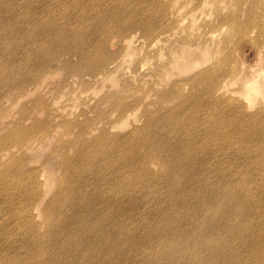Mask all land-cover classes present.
<instances>
[{"label": "rangeland", "instance_id": "rangeland-1", "mask_svg": "<svg viewBox=\"0 0 264 264\" xmlns=\"http://www.w3.org/2000/svg\"><path fill=\"white\" fill-rule=\"evenodd\" d=\"M22 1L27 8L37 6L43 11L39 16L43 13L46 26L52 21L54 29H74L72 36L85 38L87 51L92 46L101 48L105 64L92 69L81 62L79 53H69L64 45L54 44L66 53L45 65L44 78L21 82L17 75L15 87L0 85V264H148L156 246L173 240L150 236L153 227L163 228L171 221L150 218V228L144 221L143 214L152 211L151 198L158 190L152 173L139 174L143 181L150 180L152 194L144 197V188L139 185L118 194L122 179L114 177V167L104 165L94 173L105 181L98 194L97 181L84 184L77 176L88 164L69 166L66 154L76 155L82 148L80 141L87 144L86 151L99 152L102 139L119 142V138L134 134L132 155L137 158L150 153L148 143L159 145L169 139L170 145L182 146L193 138L188 146L192 157L208 164L224 160L230 151L220 145V131L204 130L212 122L203 105L206 89L190 80L192 73L207 65L192 62L200 59L205 47L214 46L207 53L209 65L226 58L211 71L212 76L227 75L225 91L219 98H233L236 106L248 112L264 106L263 94L246 89L257 74V80L264 82V36L254 27L244 38L237 36L229 19L236 10H246L252 4L259 12L264 11V0ZM112 12L116 20H111ZM246 18L245 13L242 19ZM140 20L148 21L153 30L149 35H144V27L137 22ZM211 29H215V38L210 35ZM134 37L130 45H123ZM218 43L222 45L220 51ZM179 61L188 62L191 69L181 72ZM245 77L250 80L245 82ZM218 106L224 113L226 104ZM199 108L202 110L197 112ZM195 116L199 123L191 133L184 122ZM227 125L220 126L224 133ZM236 140L251 152L258 148L259 155L252 154V159L245 161L239 154H231L230 162L216 167L224 180L213 177L204 163V171L193 178L207 173L215 182L211 188H218L222 181L226 198L227 190L233 189L243 201L254 194L250 191L254 180L264 185V174L260 175L256 167L264 154V140L259 143L253 133L228 136V141ZM177 158L166 151L152 161V167L171 169ZM11 170L12 184L7 192L1 172ZM240 170L249 172L231 179L226 175ZM43 183L48 186L46 193ZM245 184L250 189L243 190ZM189 186L201 187L199 182H189ZM66 189L81 203L68 200ZM35 195H45L39 198L40 206H36L39 202L34 201ZM213 196L214 201L223 199L221 190ZM260 197L264 201L263 194ZM6 198L12 200L10 206L5 205ZM54 199L59 206L42 216L44 204ZM167 211L160 216L168 217ZM210 211L215 213L216 206ZM196 223L206 227L203 219ZM187 224L182 223L179 230ZM50 230L60 237L53 235V240L44 241L42 236Z\"/></svg>", "mask_w": 264, "mask_h": 264}, {"label": "bare ground", "instance_id": "bare-ground-1", "mask_svg": "<svg viewBox=\"0 0 264 264\" xmlns=\"http://www.w3.org/2000/svg\"><path fill=\"white\" fill-rule=\"evenodd\" d=\"M120 1L123 2V0ZM25 2L22 0H0V85L7 84L9 87H15L17 85L15 82L17 75L20 77L21 82L37 81L44 78L45 65L50 63V61H56L63 53H66L54 48V44L64 45V49L69 53H79L81 62L91 65L92 69L104 67L105 62L101 48L91 45L92 48L87 51L85 38L76 39L72 36L75 33L74 29H71V31L68 28L54 29L52 21H49L46 26L43 13L39 16L42 10L37 6L34 9L27 8ZM245 13L247 18L242 19V15ZM115 14V12H112L110 15L111 20H116L114 19ZM229 19L237 36L244 38L250 27L259 29L260 34L264 36V11L259 12L256 10L254 4L246 10H236L230 15ZM137 22H140L139 25L144 27V35H149L153 31L150 25L147 24L148 21L140 20ZM211 30L210 35L215 38V29ZM36 39H40V41L36 43ZM134 41L135 37L126 39L123 45L126 43L130 45ZM216 46L217 50L220 51L219 47L222 45L218 43ZM213 48L214 46L205 47L200 52V59L192 63L201 61L205 62L207 66L192 73L190 76L192 84L204 86L206 89L204 92L206 102L203 105L207 106L204 107L209 116H211L212 122L204 130L207 129L205 133L220 131L218 133L220 145L229 150L230 155L237 153L240 158L250 161L253 155H259L258 148H253L251 152L248 148L242 147L237 140L228 141V136L233 137L236 134L253 133L259 143L264 140V134L260 135L258 133L259 131L264 133V106L261 105L254 111L248 112L238 104L236 106L233 98L226 100L219 98V94L225 91L223 83L227 75L218 73L212 76L211 71L213 67L223 63L226 58L215 60L209 65L211 59L207 53ZM112 62L113 60L110 64ZM187 63H183V61L177 63L181 72H188L191 69L189 65H186ZM257 79L258 74L254 76L253 83H247L246 89L264 96V82ZM249 80L250 77L244 78L245 82ZM159 97L164 99L161 95ZM222 103L226 104L224 113L218 106ZM201 110L199 108L197 112ZM224 116L228 119L226 120ZM198 123V119L195 116L191 120L185 121L184 127L189 132L194 133ZM226 123H228L227 133H224L220 126ZM164 127L168 128L171 126ZM130 135L134 136V134ZM132 137H122L119 138L122 139L119 142L112 141L111 143L106 141V138L102 139L101 151L99 152H96V150L86 151L87 144L84 141H80L79 145L82 148L74 156L66 154V162L69 166L73 163L71 166H77L78 164L79 167L82 162L88 164L87 167L80 168L77 176L83 180L84 184L97 181L98 194L100 189H104L103 184L105 181L100 178L101 176L98 177L94 173L95 169L97 171L102 170L104 165L106 167H114V177L119 176L122 179L123 185L116 190L118 194H124L127 190L134 189L138 185L144 188L141 189L144 197L152 194L153 190L148 189L150 180L143 181L139 177L140 172L152 173V178L157 181L158 190L151 198L152 211L143 214L144 221L149 228L153 224V222L149 221L150 218L161 217L159 220L171 221L170 224L163 228L153 227L150 236L162 235L173 240L156 246L152 258H149L151 262L148 264H187L188 261L190 264H264V201L260 199L262 198L260 197L261 194L264 196V185L258 184L257 179L254 180L250 190L254 194L250 195L246 200L240 201L238 193H235L233 189L227 190L226 198L224 194L225 185H223L222 181H219L220 185L218 188H211L215 182L211 181L209 175L206 176L207 173L197 178L193 177L204 171V163L208 165L213 177L217 180H224V174L222 176L216 167H222L223 164L230 162V155L224 160L210 161V164L206 161L202 163V161L192 157L188 148L194 141L192 138L182 146L177 143L170 145L169 139L161 140L159 145L157 142L153 145L148 143L150 153L141 156L142 158H137L132 155ZM140 137L142 136L140 135ZM19 139L21 138H16V140ZM166 151L178 157L172 161L174 166L165 171L154 169L152 161L163 156ZM100 152L105 154L100 155ZM106 153H111V156H106ZM256 167L261 171L260 175H263L264 154H261L256 161ZM11 171L1 172L7 192H9L8 189L11 188L12 184L11 174H13V170ZM246 172L249 171H230L226 175L231 179ZM71 174L76 173L72 172ZM189 182H199L201 187L189 186ZM43 185L46 193L48 186L45 183ZM64 189L61 188V190ZM242 189L248 190L250 187L245 184ZM217 190H221L223 199L220 200L221 198H218L214 201L213 194ZM235 190L239 191L237 187H235ZM109 192H112V190L109 189ZM41 196L43 199L45 198V195H35L34 201L39 202L36 203V206H40L41 201L39 198ZM65 197L71 200L72 203H81V199L75 198L67 189L65 190ZM55 199L53 202L48 201V203L44 204L42 216L48 215L51 210L59 206ZM4 203L6 206H10L12 200L6 198ZM81 206L83 207L84 204H81ZM212 206H216L217 213L210 211ZM164 211L170 214L166 218L163 217L164 215L160 216ZM29 213L34 215L32 210H29ZM180 213L184 214V216L180 215ZM200 219L204 220L206 227L196 223ZM186 221L188 224L179 230V226ZM49 222L51 223L52 221ZM112 222L114 223V220ZM53 235L57 236V238L60 237L57 232L50 230L45 236H42V239L44 241L53 240ZM175 237L177 240L174 242ZM149 240L153 241L155 239L149 238ZM183 258L185 259L179 261Z\"/></svg>", "mask_w": 264, "mask_h": 264}]
</instances>
